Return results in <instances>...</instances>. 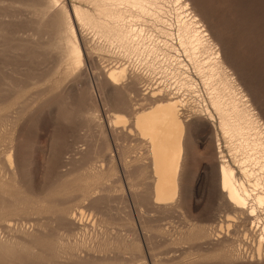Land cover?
<instances>
[{"label": "rangeland", "instance_id": "rangeland-1", "mask_svg": "<svg viewBox=\"0 0 264 264\" xmlns=\"http://www.w3.org/2000/svg\"><path fill=\"white\" fill-rule=\"evenodd\" d=\"M186 1L208 32L209 45L194 53L178 43L174 0H164L165 13L142 17L164 22L162 39L172 45L162 48L164 68L177 66L176 57L196 86L177 91V76L164 73V95L180 96L186 129L178 193L157 204L147 143L131 125L134 107L153 98L136 74L126 85L104 78L103 61L115 57L97 51L103 42L72 17L74 6L91 10V0L53 7L48 0H0V264H264L252 218L219 189L218 147L224 154L227 147L201 69L219 51L233 88L264 125V0ZM62 6L81 46L80 68L65 54ZM112 111L129 123L110 125ZM226 213L236 217L228 231Z\"/></svg>", "mask_w": 264, "mask_h": 264}, {"label": "bare ground", "instance_id": "bare-ground-1", "mask_svg": "<svg viewBox=\"0 0 264 264\" xmlns=\"http://www.w3.org/2000/svg\"><path fill=\"white\" fill-rule=\"evenodd\" d=\"M174 2L178 5L174 10L180 9L179 13H181L175 24L178 43L184 46L185 42H188L193 53L198 51L199 47L204 48L205 44L209 45L208 32L199 18L191 13L189 3L186 0H174ZM48 3L53 7L59 4V0H48ZM91 6V10L74 6L72 17L82 29L91 32L97 42H103L97 51L119 58L111 59V57L103 61L104 78L113 85L121 83L126 85L127 76L136 74L141 79L142 92L153 98L145 106L134 107L136 109L131 118V125L139 137L147 143L154 176L153 201L157 204L171 203L178 193L177 177L186 129L185 121L180 117L179 111L183 102L174 92L184 86L194 91L196 86L185 71L177 69L183 67V64L178 66L180 63L176 57L173 61L177 66L165 65L164 68L162 48L164 45L172 46L167 38L162 39L164 22L142 18L147 15L157 17L165 13L167 8L164 0H91ZM62 9L65 54L75 67L80 68L83 65L81 46L76 38L72 19L66 8L62 6ZM163 21L168 25L165 36L172 37L173 32L169 29L171 22L166 19ZM108 23L112 25H108L107 28ZM110 31H113L112 34H109ZM114 40L119 41L114 42ZM208 48L210 50L209 46ZM120 57L124 61L120 60ZM223 66L219 51L216 50L211 51L207 59L204 58L201 62V69L205 72V80L209 88L208 101L216 113L218 127L227 147L225 154L218 147L221 157L218 165L219 189L226 202L235 211L246 213L252 218V225L258 230L254 250L257 258H261L264 256V125L259 123L254 116L255 113L253 114L250 107H247L248 103L244 95L239 94L236 90L238 88H233V81L227 78L228 71L226 72ZM164 73L177 76L178 86L173 93H169V97L164 95L167 92L164 90ZM215 79H219L221 85L218 83L215 86L212 83ZM222 92H228L231 99L226 101ZM112 101L116 105H123L124 98L115 96L112 97ZM207 112L213 119L214 113L212 115L208 110ZM110 114V125L118 127L129 123V117L122 112L112 111ZM129 131L134 130L130 127ZM6 158L11 162L10 153ZM78 212L80 216L84 213L82 209ZM225 220L226 224L223 226L228 231L232 226L231 221H235L236 217L226 213ZM218 228H221V223Z\"/></svg>", "mask_w": 264, "mask_h": 264}]
</instances>
